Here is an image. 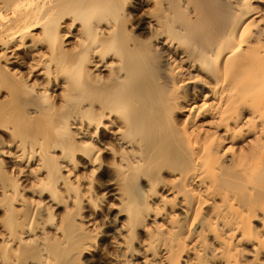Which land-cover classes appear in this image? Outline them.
<instances>
[{
  "label": "bare ground",
  "instance_id": "1",
  "mask_svg": "<svg viewBox=\"0 0 264 264\" xmlns=\"http://www.w3.org/2000/svg\"><path fill=\"white\" fill-rule=\"evenodd\" d=\"M3 165L0 264H264V0H0Z\"/></svg>",
  "mask_w": 264,
  "mask_h": 264
},
{
  "label": "rangeland",
  "instance_id": "2",
  "mask_svg": "<svg viewBox=\"0 0 264 264\" xmlns=\"http://www.w3.org/2000/svg\"><path fill=\"white\" fill-rule=\"evenodd\" d=\"M4 161H8V160L4 159ZM0 172L1 173L9 172V174H12V170L9 169L7 165H3L2 167H0ZM13 174H14V172H13Z\"/></svg>",
  "mask_w": 264,
  "mask_h": 264
}]
</instances>
